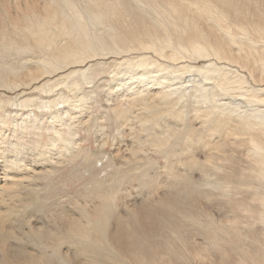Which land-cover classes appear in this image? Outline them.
I'll use <instances>...</instances> for the list:
<instances>
[{"label":"bare ground","instance_id":"6f19581e","mask_svg":"<svg viewBox=\"0 0 264 264\" xmlns=\"http://www.w3.org/2000/svg\"><path fill=\"white\" fill-rule=\"evenodd\" d=\"M104 74L120 125L124 100L146 114L132 153L170 181L138 167L139 200L113 184L34 222L18 187L75 141L29 145L6 113L36 132L49 111L61 136ZM0 264H264V0H0Z\"/></svg>","mask_w":264,"mask_h":264},{"label":"rangeland","instance_id":"374dc122","mask_svg":"<svg viewBox=\"0 0 264 264\" xmlns=\"http://www.w3.org/2000/svg\"><path fill=\"white\" fill-rule=\"evenodd\" d=\"M106 60L110 61L109 59ZM202 63L203 60H200V64ZM110 75L104 74V78H98L97 81L92 83L93 85H89L91 87L86 85L83 87L88 92L91 88L95 90L94 96L92 94L88 112L83 118L77 119L75 123H71L72 121L70 120L68 123V115L65 114L67 123L61 125L63 127L61 136L49 127L51 124L49 111H35L40 116L42 113H45L44 115L46 116L43 123L44 127L42 126L36 132L30 125L20 129L21 122H23L21 113L25 109L20 111L13 109L11 114L6 113L7 123L5 128L9 132H11L10 129L16 128L18 133L25 134L22 137V141L29 145H36L40 142V145L50 144L55 139H60V137L61 140L66 138L75 141V144L69 150H64L63 154H52L49 167L43 166V168H38L35 172H30L26 177L29 182L24 180V185L18 187L19 200L22 202V197L24 200L33 202V206L30 207L29 211L20 208V213L26 214L28 211L30 219L34 222L40 221L44 224H50L49 226L54 228L55 221L53 220L60 219L66 213L69 214L71 211L78 209L79 205H94L96 202L101 201V198H105V195L110 196L111 192L109 191L117 188L118 185L120 190L117 193L120 197L126 194V188L129 187L130 193L139 200L141 198L139 194L144 193L143 190L140 192L142 188L139 186L141 171L145 170L153 173V165H156V167L160 166V180L163 182L170 181V175L166 167H164L165 158L163 155L151 151L152 161L147 162L148 155L141 153L142 158H137L132 153L131 146L138 147L141 145L140 140L136 136H141L143 140L148 139L147 127L142 122V116L145 112L143 107H141L142 105L130 106L124 100L122 101L123 107L130 111V117L122 125L117 122L112 109L114 105L106 100L107 89L112 80ZM68 90L65 88V91ZM68 92L73 95L71 91ZM187 94L189 95L188 92ZM15 96L12 95V99ZM69 126H73L72 128L77 132L75 137L70 134ZM156 130L161 132L158 126H156ZM149 144L151 145V143ZM120 157L121 159H119ZM115 161L118 162L116 167L114 165ZM32 166L35 168L36 164ZM138 167H141L142 170L138 169ZM123 171L127 172L124 174ZM145 179L146 181L148 180L147 182H154L152 177H146ZM110 185H113L114 188H111ZM105 190L107 191L105 192ZM98 197L100 198L96 199ZM16 230H20V228H16Z\"/></svg>","mask_w":264,"mask_h":264}]
</instances>
